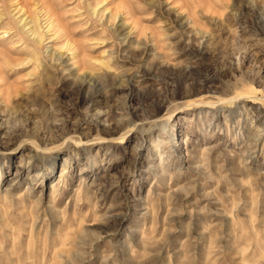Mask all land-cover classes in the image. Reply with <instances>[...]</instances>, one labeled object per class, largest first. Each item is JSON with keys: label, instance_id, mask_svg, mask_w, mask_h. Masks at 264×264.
Masks as SVG:
<instances>
[{"label": "rangeland", "instance_id": "1", "mask_svg": "<svg viewBox=\"0 0 264 264\" xmlns=\"http://www.w3.org/2000/svg\"><path fill=\"white\" fill-rule=\"evenodd\" d=\"M47 1L83 54L0 0V264H264V0Z\"/></svg>", "mask_w": 264, "mask_h": 264}, {"label": "bare ground", "instance_id": "2", "mask_svg": "<svg viewBox=\"0 0 264 264\" xmlns=\"http://www.w3.org/2000/svg\"><path fill=\"white\" fill-rule=\"evenodd\" d=\"M14 1V0H13ZM63 1V0H62ZM100 1V0H99ZM104 1V0H103ZM4 2V1H3ZM40 2V10L39 11H41V13L43 12L44 13V18H45V20H46V22H47V25H49V28H48V31H53V34L56 36V38L58 39V38H61V36L63 35H66L65 37H66V40H67V42H66V45H68L66 48H68V49H70V50H72L73 51V53L77 56L79 53H82V52H79V51H81L82 50V46H81V44H80V46L81 47H79V45H78V43L77 42H71V40H70V37H69V34H67V31H66V29H65V27L63 28V26L61 25V22H60V19H59V17H57L56 16V13L54 12V10L51 8V6L49 5V3H48V1L47 0H37V3H39ZM61 2V1H60ZM36 3V4H37ZM62 3V2H61ZM81 3V2H80ZM63 4V3H62ZM92 4V3H91ZM90 5V4H89ZM93 5V4H92ZM91 5V6H92ZM100 5V4H99ZM79 6V5H78ZM97 6V5H96ZM93 7V6H92ZM78 8V7H77ZM80 8V7H79ZM82 8V7H81ZM108 7H106V9H107ZM127 8V7H126ZM39 9V8H38ZM106 9H104V10H106ZM20 10H21V8H20ZM24 10H25V8H24ZM95 11V10H94ZM109 11H110V9H109ZM133 13V12H132ZM126 14V13H125ZM43 15V14H42ZM41 15V16H42ZM70 15V14H69ZM80 15V14H79ZM113 15V14H112ZM128 15V14H127ZM1 16H3V15H1ZM1 16H0V18H1ZM82 16V15H81ZM114 17H117V15H115L114 14ZM135 18V17H134ZM260 18V17H259ZM100 19V18H99ZM119 19V18H118ZM188 19H190L189 17H188ZM261 19V18H260ZM98 20V19H97ZM21 21V20H20ZM19 21V22H20ZM82 21V20H81ZM100 21V20H99ZM31 22V21H30ZM88 22V21H87ZM14 23V22H13ZM29 22H27V23H25V24H28ZM76 23V22H75ZM190 23V22H189ZM26 26V25H25ZM39 26H40V24H39ZM65 26V25H64ZM92 27V26H91ZM103 27V26H102ZM8 28V27H7ZM14 28V27H13ZM12 28V29H13ZM37 28V27H36ZM106 28V27H105ZM125 23H120V24H118V26H117V31H118V33L119 34H123V35H126L125 36V39L127 40H129V39H131V37L133 36L131 33L132 32H128V33H125ZM8 29H10V28H8ZM33 29V28H32ZM40 29V28H39ZM41 30V29H40ZM89 30V29H88ZM107 30V29H106ZM135 30V29H134ZM9 30H7V29H5V31H4V33H7ZM33 31V33L35 34V35H38V38H34L33 39V43H34V47H33V52H34V55H35V57H36V59L37 60H39V56H38V50H37V48L42 44V39H43V35H41L38 31H37V29H33L32 30ZM78 31V30H77ZM10 32V31H9ZM42 32V31H41ZM107 32H108V30H107ZM61 33H63V34H61ZM7 35V34H6ZM86 35V37H88L87 35L88 34H85ZM85 35H84V37H85ZM21 36V35H20ZM19 36V37H20ZM63 36H62V38H63ZM14 37V36H13ZM95 37H96V35H95ZM151 37V36H150ZM2 38H5V34H2ZM55 38V37H54ZM105 38H107V37H105ZM6 39V38H5ZM12 39V38H11ZM22 39V38H21ZM31 39H32V37H31ZM64 39V38H63ZM4 40V39H3ZM30 40V39H29ZM62 40V39H61ZM65 40V41H66ZM59 41H60V39H59ZM13 42V41H12ZM32 42V41H31ZM63 41H61V43H62ZM88 42V41H87ZM92 42V41H91ZM103 44H105V39H102V41H101ZM260 42V41H259ZM16 43V42H15ZM90 43V42H89ZM88 43V44H89ZM101 43V44H102ZM88 44H86V45H88ZM250 44V43H249ZM252 44V43H251ZM13 45V44H12ZM90 45V44H89ZM97 45H98V43H97ZM63 47H65V45L63 46ZM94 47H95V45H94ZM5 47L3 46V47H0V54L2 55V57H3V59H4V63L6 64V65H8V66H10L11 64H10V61H9V59H8V57L6 56V50L4 49ZM28 48V47H27ZM49 48V47H48ZM80 48H81V50H80ZM91 48H92V46H91ZM40 49V48H39ZM251 49V48H250ZM28 50V49H27ZM83 50H84V48H83ZM85 51V50H84ZM84 51H83V53H84ZM107 51V50H106ZM57 52V51H56ZM89 51H87V53H88ZM131 52V51H130ZM32 53V52H31ZM82 53V54H83ZM74 55V56H75ZM73 56V57H74ZM80 56V55H79ZM72 57V58H73ZM91 57V56H90ZM96 58V57H95ZM112 58V57H111ZM110 58V59H111ZM87 59H89V58H87ZM101 59V58H100ZM83 60V59H82ZM107 60V59H106ZM26 60L25 59H22V60H20L18 63H16L17 65H23V64H26ZM35 63H37V61H35ZM84 63H91L90 61H85ZM10 64V65H9ZM38 64V63H37ZM103 64L104 65H109V63L108 62H103ZM112 64V63H111ZM1 65V64H0ZM4 65V64H3ZM5 65V66H6ZM78 65H79V63H78ZM77 65V66H78ZM13 66V65H12ZM85 66V65H84ZM4 67V66H3ZM86 67V66H85ZM91 67V66H90ZM96 67V66H95ZM112 67V66H111ZM114 67V66H113ZM7 68V67H6ZM106 68V67H105ZM87 69H88V67H87ZM5 70V69H4ZM30 71V70H29ZM111 71V70H110ZM1 69H0V74H1ZM32 72V71H31ZM30 77V76H29ZM98 77V76H97ZM131 79V78H130ZM91 81H92V83L94 84V97H98L100 94H101V91H102V89H103V84H101V82H100V79H99V77H98V79L97 78H91L90 79ZM103 80V79H102ZM124 80V79H123ZM128 80V79H127ZM3 84V83H2ZM30 84V83H29ZM19 86V85H18ZM129 88V87H128ZM104 89H105V87H104ZM242 93V92H241ZM244 97V96H243ZM246 97V96H245ZM240 98V97H239ZM97 99V98H96ZM254 138V140H255V142L257 143V142H260V139L258 138V137H253ZM208 148V147H207ZM210 148V147H209ZM255 152V151H254ZM209 155V154H208ZM200 159V158H199ZM64 167V166H63ZM66 168V167H65ZM64 168V169H65ZM235 169V168H234ZM62 176H64V171L62 172V174H61V177ZM60 177V178H61ZM9 192V191H8ZM6 193V192H5ZM86 199V198H85ZM95 206V205H94Z\"/></svg>", "mask_w": 264, "mask_h": 264}]
</instances>
